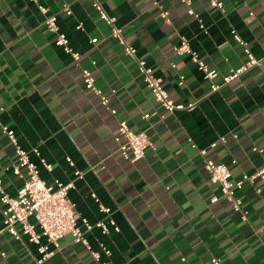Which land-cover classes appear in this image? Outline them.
<instances>
[{"label":"crops","instance_id":"crops-1","mask_svg":"<svg viewBox=\"0 0 264 264\" xmlns=\"http://www.w3.org/2000/svg\"><path fill=\"white\" fill-rule=\"evenodd\" d=\"M38 1L57 16L81 58L73 61L56 44L34 2L0 0L1 121L15 132L48 184L74 180L77 170L83 173L69 192L79 221L114 220L119 227L115 231L109 224V233L100 228L85 232L92 250L101 254L99 261L68 235L62 248L41 264H212L214 257L221 264H264V190L258 195L246 182L238 191L249 212L243 220L222 197L198 152L207 149V158L229 165L233 180L264 166V0H222L224 11L209 0H190L191 6L184 0H100L137 56L162 78L171 99L198 102L191 111L174 113L159 107L136 61L89 0ZM64 4L71 15L62 10ZM161 7L168 20L160 15ZM190 7L198 18L189 14ZM232 30L260 64L224 84L223 77L247 60ZM183 38L218 71V91H211L189 54L175 51ZM83 69L91 70L96 86L110 94L117 114L85 87ZM121 119L152 141L136 163L125 161L118 150L115 132ZM42 158L53 165L51 172ZM15 162V148L0 130V180L10 196L24 183L13 172ZM213 196L219 200L211 202ZM40 259L27 238L0 234V264H39Z\"/></svg>","mask_w":264,"mask_h":264},{"label":"built area","instance_id":"built-area-1","mask_svg":"<svg viewBox=\"0 0 264 264\" xmlns=\"http://www.w3.org/2000/svg\"><path fill=\"white\" fill-rule=\"evenodd\" d=\"M34 2L39 11L45 17V26L48 31L55 34L56 44L60 46L65 53L70 55L73 61L78 62L81 54L73 49L67 35L61 31L57 21V16L50 14L47 7L40 4L38 0H31ZM92 7L97 11L99 17L104 20L111 27V35L122 46L124 52L136 61L137 70L143 76L147 87L151 90L160 108L168 113L176 111H191L197 107L198 102L192 101L188 103H175L171 99L169 92L165 89L163 80L155 75L152 67H150L145 60L137 56V49L125 37L124 29L116 24V18L110 16L100 0H89ZM191 6L190 0H184ZM211 5L221 11H224V3L222 0H209ZM62 10L71 15L72 10L68 4L62 6ZM190 15L199 17L197 13L190 7L188 10ZM160 15L168 20V11L162 9ZM201 27H204L201 23ZM78 29L82 25L77 26ZM234 38L243 47L247 57L246 62L237 69H232L230 74L223 77L224 84L238 78L242 73L248 71L250 68L259 65L260 61L252 53L249 45L238 35L235 30H232ZM178 54H189L191 60L203 72L204 78L209 81L212 92L218 91L221 87L216 82L218 71L208 66L202 60L199 54L194 51L186 38H183L181 43L175 47ZM264 75V68L262 69ZM82 77L85 87L94 92L100 100V103L105 106L112 114H117V111L111 107L110 94L104 93L96 86L95 77L91 70L83 69ZM184 84V77L180 78L179 85ZM115 91L112 90V93ZM2 110V109H1ZM0 130L5 133L10 142L15 148L16 162L13 164V172L18 177L24 179L22 187L18 190L16 196H10L4 189L3 181L0 180V203L2 204L3 225L0 228V234L7 232L17 240L27 238L30 243L37 246L41 259L38 263L41 264L55 251L62 248L61 241L66 236L70 235L75 243H81L89 251L96 261L100 260L101 254L94 251L85 232L91 231L94 228H100L103 233H109V224L114 227L115 231H119V227L114 220H110L109 224L105 221H98L97 223H90L87 219L79 221V215L76 211L75 205L69 198L70 190L75 188L76 180L83 179L81 171H75L76 178L69 182H63L60 179H55L52 184H48L40 175L39 166L30 158V153L21 148L16 138L15 132L7 125L3 124L0 117ZM115 140L118 144V150L122 158L130 163H136L146 156L148 148L152 147V141L145 131H135L131 128L129 123L121 119L118 122V127L115 132ZM193 148L197 145L189 139ZM221 141L225 142L226 138L221 137ZM213 143L211 146H215ZM254 150H258L256 147ZM36 155L39 151L34 149ZM198 152L204 156V166L209 173L211 180L220 186L221 195L226 200L230 201L232 208L241 214L243 220L248 219L249 212L243 208V201L238 197L237 193L243 188V185L248 182L255 186V191L258 195L262 194L264 190V166L253 174L244 173L239 180L232 179V172L230 166L225 163L215 162L213 159L207 158V149H198ZM42 166L49 172L53 170V165L41 159ZM70 165L73 161L68 159ZM236 160L232 161V165L236 164ZM260 181L263 187L257 186ZM219 197L213 196L211 202H217ZM103 212H110L109 208L101 207ZM45 239V243L42 240ZM106 253L109 251L105 250ZM4 256L5 253L3 252ZM212 264H221V259L214 257L211 260ZM108 264V263H99Z\"/></svg>","mask_w":264,"mask_h":264}]
</instances>
